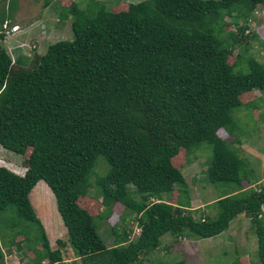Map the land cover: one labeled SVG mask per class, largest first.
I'll return each mask as SVG.
<instances>
[{
    "label": "trees",
    "instance_id": "16d2710c",
    "mask_svg": "<svg viewBox=\"0 0 264 264\" xmlns=\"http://www.w3.org/2000/svg\"><path fill=\"white\" fill-rule=\"evenodd\" d=\"M256 6L264 0H145L114 12L88 0L83 9L75 3L61 9L62 19L74 18L70 40L12 63L0 48V144L30 149L22 176L0 167V213H12L11 239L0 232V264L2 248L9 254L10 245H19L15 236L26 240L19 222L37 226L33 264H67L65 244L80 264H142L164 235L213 238L241 214L255 227L264 264V190L248 188L256 182L248 162L216 134L239 130L231 115L243 107L241 94L264 91V65L248 56L226 65L246 30L233 20L245 23ZM225 18L238 38L226 32ZM6 19L2 13L0 26ZM180 149L192 159L208 155L207 180L221 194L214 217L184 213L186 186L172 161ZM98 158L107 170L91 185ZM38 182L51 193L66 234L54 250L29 202ZM174 186L172 205L163 198ZM90 188L102 208L96 216L77 205ZM115 204L139 231L123 244L126 234L120 238L111 227L114 246L106 248L99 221Z\"/></svg>",
    "mask_w": 264,
    "mask_h": 264
},
{
    "label": "rangeland",
    "instance_id": "374dc122",
    "mask_svg": "<svg viewBox=\"0 0 264 264\" xmlns=\"http://www.w3.org/2000/svg\"><path fill=\"white\" fill-rule=\"evenodd\" d=\"M87 1L54 0L44 6V0H13L14 8L11 9V0H0V15L3 13L5 19V15L8 14V19H6L8 25L17 27V31L3 36L0 40V48L8 55L12 63L20 56L32 59L33 55H41L48 45L57 41L70 40L72 38L70 27L74 18L68 15L62 19L60 17L61 9L68 7L71 3H75L78 9H83ZM142 1L145 0H91V2L104 4L106 9L109 8L114 12L126 10L129 4L134 5ZM230 21L229 18L224 19L225 30L226 32L232 31L235 38H238L239 33L235 27L227 25ZM233 21L238 26H244L246 30L243 32L242 41L233 48L232 54L227 56L226 65L230 66L236 56L241 58L248 56L264 65V7L256 6L252 16L245 23L239 19ZM236 69L237 67L234 68V70ZM239 102L243 107L231 115L239 130H235L231 136L221 129L216 134L230 146L238 158L248 162L256 179V182L248 188L251 187L254 191L264 190V91L243 93L239 96ZM29 152L30 149H25L23 153L4 149L0 144V167L22 176L25 171L22 162L27 158ZM208 160V155L205 152H199V155L192 159L191 156L186 157L181 149L172 160L173 166L181 173L186 186L189 207L184 209V213L194 219L202 217V215L214 217L216 210L212 207V203L221 196L207 180ZM101 161L102 159H97L93 175L89 177L91 185L96 177L104 175L107 170ZM242 184L246 189L247 185ZM45 187L38 182L31 190L29 202L44 233L47 232L50 238H54L57 226L52 219L60 220H58L53 197ZM176 199L177 187L174 186L170 194L164 196L163 200L174 205ZM77 205L91 216H96L102 211L99 199L93 197V188L88 190L86 197L77 199ZM11 214L10 211L0 213V232L4 235L5 241L11 239L12 230L8 227ZM132 219L133 216L124 214L122 207L115 204L111 209L110 217L99 221L98 233L106 248L114 246L111 227H114L120 238H123V233L126 234L127 238L123 244L138 235L139 229ZM261 221L264 224V217H261ZM17 226L18 229L25 230L26 240L22 241V235L15 236L14 241L19 245H10L9 255L2 248L3 264H10L11 261L15 264H33V254L30 248L33 246L39 248L40 245L37 226L21 222ZM60 227L62 235L56 240L65 242V230L62 225ZM15 230L13 229V231ZM46 238L48 239L47 235ZM256 239L254 225L241 214L231 220L224 232L213 238L200 240L166 234L161 237L157 249L141 258V263L230 264L237 262L238 264H261L257 256ZM54 242V239H48L51 250L57 247ZM60 251L65 263L80 264V260L73 255L67 244ZM42 263L47 264V261Z\"/></svg>",
    "mask_w": 264,
    "mask_h": 264
},
{
    "label": "built area",
    "instance_id": "2783aa9c",
    "mask_svg": "<svg viewBox=\"0 0 264 264\" xmlns=\"http://www.w3.org/2000/svg\"><path fill=\"white\" fill-rule=\"evenodd\" d=\"M17 31V27L13 26V27H9L7 22H4L1 26H0V34H3V36H7L8 33H12Z\"/></svg>",
    "mask_w": 264,
    "mask_h": 264
},
{
    "label": "crops",
    "instance_id": "0c3cea01",
    "mask_svg": "<svg viewBox=\"0 0 264 264\" xmlns=\"http://www.w3.org/2000/svg\"><path fill=\"white\" fill-rule=\"evenodd\" d=\"M39 183H41V185H43L44 187H45V185L42 183V182H39ZM38 184V183H37ZM46 188V187H45ZM47 189V188H46ZM31 194V193H30ZM30 194H29V197H30ZM53 220V222L54 223H56V226H57V232H56V234L54 235V240H56L60 235H62V232H61V221H56V218L55 219H52ZM58 220H60V219H58ZM60 222V223H59ZM61 224V225H60ZM55 227V226H54ZM63 228V227H62ZM46 235V234H45ZM48 240V239H47ZM49 243H50V241H49ZM51 244V243H50ZM7 255H9V254H7ZM10 264H15L13 261H11V263Z\"/></svg>",
    "mask_w": 264,
    "mask_h": 264
},
{
    "label": "clouds",
    "instance_id": "9594fccd",
    "mask_svg": "<svg viewBox=\"0 0 264 264\" xmlns=\"http://www.w3.org/2000/svg\"><path fill=\"white\" fill-rule=\"evenodd\" d=\"M6 22H7V21H6ZM3 23H4V22H3ZM3 23H2V24H3ZM8 26H9V25H8ZM15 26H16V25H15ZM9 27H10V26H9ZM11 27H12V26H11Z\"/></svg>",
    "mask_w": 264,
    "mask_h": 264
}]
</instances>
